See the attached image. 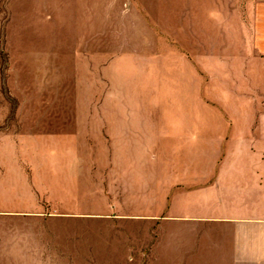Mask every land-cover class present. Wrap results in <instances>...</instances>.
Here are the masks:
<instances>
[{
    "label": "rangeland",
    "instance_id": "obj_1",
    "mask_svg": "<svg viewBox=\"0 0 264 264\" xmlns=\"http://www.w3.org/2000/svg\"><path fill=\"white\" fill-rule=\"evenodd\" d=\"M248 1L0 0V264H201L169 168L219 153Z\"/></svg>",
    "mask_w": 264,
    "mask_h": 264
},
{
    "label": "crops",
    "instance_id": "obj_2",
    "mask_svg": "<svg viewBox=\"0 0 264 264\" xmlns=\"http://www.w3.org/2000/svg\"><path fill=\"white\" fill-rule=\"evenodd\" d=\"M233 8L226 14L232 20ZM243 14L242 27L236 29L240 39L235 36L243 40V47L219 53L233 86L220 99L219 124L228 130L224 134L223 126L218 128L220 142L214 147L219 153L213 160L180 156L169 168L166 221L176 232L179 226L187 230L188 234L184 230L179 234V253L185 261L194 255L201 264L208 259L211 264H264V0H249ZM207 70L214 73L199 72L207 88L212 81L225 85L217 70L211 66ZM234 104L240 107L237 115L227 111ZM242 152L248 153V160L238 158ZM8 174L9 168L2 176L7 181ZM12 213L21 212L0 209V214ZM175 237L170 238L173 243Z\"/></svg>",
    "mask_w": 264,
    "mask_h": 264
}]
</instances>
